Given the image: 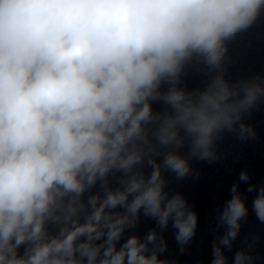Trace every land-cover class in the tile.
Wrapping results in <instances>:
<instances>
[{"label":"clouds","instance_id":"clouds-1","mask_svg":"<svg viewBox=\"0 0 264 264\" xmlns=\"http://www.w3.org/2000/svg\"><path fill=\"white\" fill-rule=\"evenodd\" d=\"M262 22L264 0H0V264H178L165 233L187 252L199 212L167 177L260 139L264 67L233 77L229 45ZM253 180L213 209L206 264H264Z\"/></svg>","mask_w":264,"mask_h":264}]
</instances>
